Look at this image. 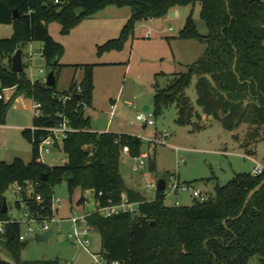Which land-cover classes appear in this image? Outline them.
I'll return each mask as SVG.
<instances>
[{
  "label": "trees",
  "instance_id": "obj_1",
  "mask_svg": "<svg viewBox=\"0 0 264 264\" xmlns=\"http://www.w3.org/2000/svg\"><path fill=\"white\" fill-rule=\"evenodd\" d=\"M57 1V2H56ZM199 6L200 20L206 34H201L192 13L186 18L177 40L195 41L205 45L203 55L187 66L184 73L173 75L165 89L154 95V115L174 105L176 124L191 125V106L185 91L196 77L195 105L202 113L220 123L227 132L243 125L253 128L249 143L264 140V4L258 0H0V25L13 27L9 39H0V93L14 88L11 99L0 100V126L5 125L9 109L16 98L39 103L43 117L34 118L31 129L22 131L32 145V161L25 164L16 159L11 164L0 163V206L10 186L21 187L20 209L25 204L31 217L48 220L52 217L53 188L62 183L66 173L69 194L80 188L92 191L104 205L117 204L122 194L139 203V217L123 214L104 219L92 214L87 221L102 242L101 254L107 261L119 264H248L258 257L264 264V185L243 207L249 193L264 180V174H238L225 185L217 184L213 195L191 206L167 207L164 193L146 198L125 184L120 174L122 148H129V157L142 153L143 142L138 137L95 134L90 132L85 110L92 106L95 65H75L83 71L80 83L73 80L67 91L59 93L40 82L30 83L25 72H11V58L29 43H42V57L52 69L60 67L62 45L50 36L48 24L57 22L61 34L67 35L83 20L107 7L130 8L131 15L117 39L99 47V55L111 50L121 51L133 36L135 27L143 21L160 20L177 7ZM17 16V17H16ZM58 60L54 66V61ZM80 87V92L76 89ZM71 96L70 101H63ZM59 114H64L75 132L68 135L59 149L66 155L63 166L44 165L37 151L38 142L47 136L46 128L54 126ZM195 130H201L196 127ZM34 139V142H33ZM264 165V161H263ZM149 171L155 173L154 160ZM47 181L42 182V177ZM173 175L169 176L172 177ZM164 179V178H163ZM166 181V179H164ZM36 195L41 201L35 200ZM84 202L82 197L78 205ZM1 209V208H0ZM241 217L239 215L242 213ZM0 220L11 221L0 210ZM15 239L6 242L14 264H60L58 261L20 262L24 247L19 241V223H12Z\"/></svg>",
  "mask_w": 264,
  "mask_h": 264
},
{
  "label": "rangeland",
  "instance_id": "obj_2",
  "mask_svg": "<svg viewBox=\"0 0 264 264\" xmlns=\"http://www.w3.org/2000/svg\"><path fill=\"white\" fill-rule=\"evenodd\" d=\"M258 1L264 4V0ZM199 12V6L193 11L191 7H177L171 9L163 19L140 22L123 50L106 51L100 55L98 53L100 46L119 37L131 15L130 8L107 7L83 20L67 35L61 34V27L57 22H51L47 26L49 34L63 47L60 67L56 69L48 66L41 57L42 43H29L22 49L24 72L28 77L41 82L51 70H54L57 77L56 90L59 93L69 88L74 76L77 80L82 76L81 69L78 71L73 67L74 65L120 63L95 68L94 105L96 109L108 111L115 101L117 102L118 108L114 111L115 124L122 122L127 129L139 134L138 137L142 138L143 142L142 153H149L150 161L154 156L157 171L151 173L147 169L145 174L132 173L131 167L135 161L123 154L120 174L129 188L138 181L137 176H141L139 183L140 188L143 189L146 179L159 181L164 178L168 183L167 174H173L181 185L188 184L204 195H213L216 184L222 186L238 174H251L255 167V164L247 159L243 149L238 147V144L246 141L253 128L241 127L236 135L241 142H236L232 139L233 133L225 131L220 123H214L215 120L204 116L202 110L195 105L196 77L185 91L192 109L190 121L194 127L201 126L207 128L206 130L191 133V128L177 125L178 114L174 105L163 108L159 114L154 115V95L157 87L167 88L173 80L172 74L186 72L187 66L196 62L204 53V44L191 41L182 48L180 42L176 40L186 18L191 13L200 33H207ZM148 33L151 35L150 38H147ZM12 35V26L0 25V39H9ZM30 52L33 53L32 57L29 55ZM3 63L7 66L8 59L2 60ZM127 66L130 67L129 72L125 70ZM40 70H43V74H39ZM161 72L166 75L157 76ZM121 93L123 95L120 98ZM29 104L30 102L23 97L21 101L14 102L7 113L5 125L0 126V163L11 164L16 159H20L25 164L32 161V145L23 138L22 131L17 129L19 126L25 129L32 127V111L26 108ZM145 107L150 108L147 116L152 115L154 127H144L136 121V116L144 113ZM91 111L93 110L86 109L85 116L89 117ZM99 117L98 122L92 121L91 118L92 129L96 125L106 123L107 118L105 119L103 114ZM164 131L169 134L167 145L159 143L152 146L145 141L154 140L155 133ZM262 131L264 134V128ZM222 152H226V155ZM263 158L264 142L258 145L254 159L262 162ZM41 160L46 166L57 167L62 166L67 159L63 151L50 148L49 154L41 155ZM14 189V186H10L4 193V198L8 208L7 217L20 223L19 234L26 238L20 253V262L58 261L60 264H92L91 256L74 246L68 239L70 231L68 220L94 211L95 200L91 194L85 195L89 205L81 206L78 205L81 198L80 188L74 189L70 197L66 183L56 184L53 188L54 199L59 200L60 204H54V220L59 221L60 228L57 224L50 223V240L38 243L34 235L27 236L30 228L37 230V225L26 223L27 207L22 205L19 209L16 206L21 197L20 194L14 193ZM146 194L149 199H154V192ZM176 199L181 207L191 206L194 203L190 193H179L167 197L164 204L167 207H174ZM89 240L91 253L101 254L100 234L90 233ZM6 242L5 238H0V259L14 263L9 256ZM248 264H260V259L254 257Z\"/></svg>",
  "mask_w": 264,
  "mask_h": 264
},
{
  "label": "built area",
  "instance_id": "obj_3",
  "mask_svg": "<svg viewBox=\"0 0 264 264\" xmlns=\"http://www.w3.org/2000/svg\"><path fill=\"white\" fill-rule=\"evenodd\" d=\"M57 2V1H56ZM30 57H32L33 53H29ZM42 56V53H41ZM39 74H43V70L39 71ZM30 83L34 85L36 82L31 78H28ZM46 78L43 79L40 83L45 85ZM15 89H3L0 93V100H3L5 102L9 101L11 99V96L13 95ZM77 93L80 92V87H77L76 89ZM71 96H67L63 98V101H70ZM32 116L34 118H41L43 117L42 108L39 103L33 102V108H32ZM151 116H147V113L138 114L136 116V120L144 127H154L155 122L151 119ZM32 132L36 131L37 129L32 127ZM47 132V136L45 138H42L38 144H37V151L41 159L42 154H49L50 148L59 149L62 142L67 139L68 135L75 132V130L70 126V122L68 118L64 114H59L57 123L49 128L44 129ZM169 137L167 132H162L160 134V139L155 138L154 140H145L148 144L155 146L156 144H166V139ZM142 140V138H140ZM34 142V139H33ZM122 155L129 156V148L123 147L122 148ZM135 161V164L131 167L132 173L135 174H145L146 170L149 168L150 164V155L149 153H141L139 157L132 158ZM148 166V167H147ZM264 174V165L261 163H255V167L252 170L251 177L257 178ZM146 177V176H143ZM158 181H152L147 180L145 181V185L143 186V192H154L156 193L158 191L157 189ZM14 193L21 194L22 189L21 187L14 185ZM91 192V191H90ZM89 193V191H88ZM164 193V201L167 197H171L172 195H178L179 193H190L192 198L200 203H204L208 200V195L202 194L200 191L194 189L192 186L188 184L181 185L178 182V178L176 176H172L169 179V182L166 181L165 190ZM94 197V211L92 213H86L82 216H75L68 220V223L70 224V231L68 234V239L70 242L76 246L77 248L85 251L91 256L92 264H119L118 262L113 261H107L102 254H93L90 251L91 242L89 240V235L92 232H95L94 228L91 227L87 221V218L92 214H98L104 219H109L115 216L123 215V214H130L136 217H139L138 213V206L139 203L131 202L127 196V194H122L120 202L115 204L112 201H108L105 205L95 197ZM35 200L37 202L41 201V196L36 195ZM54 204H60L59 200H55L54 196L52 199V217L48 220H37L34 217L30 216V213L27 210V224L28 225H37V230L34 231L33 229H29L27 236H37V235H44L47 232H50L49 224H57V227L59 226V221L54 220ZM22 205L25 204H21ZM88 199L85 197L83 206H88ZM26 206V205H25ZM174 207H181L179 201L176 199ZM16 221H2L0 220V238L6 239V231L5 226L7 223L12 224ZM18 223V222H16ZM20 224V223H19ZM7 240V239H6ZM19 241L25 242L26 238L24 236L19 235Z\"/></svg>",
  "mask_w": 264,
  "mask_h": 264
},
{
  "label": "crops",
  "instance_id": "obj_4",
  "mask_svg": "<svg viewBox=\"0 0 264 264\" xmlns=\"http://www.w3.org/2000/svg\"><path fill=\"white\" fill-rule=\"evenodd\" d=\"M150 34L148 33V35H147V38H150ZM133 37V36H132ZM131 37V38H132ZM130 38V39H131ZM177 40V39H176ZM179 41V40H178ZM180 42V46L183 48L184 46H186V44H189L188 42H191V41H186V42H181V41H179ZM179 44V43H178ZM131 45H132V40H131ZM43 49V48H42ZM41 53H42V50H41ZM133 56H134V52H133ZM42 57V56H41ZM43 58V57H42ZM115 64H120V63H110V64H98V63H96V64H92V65H95V68L96 67H99V66H107V65H115ZM127 64H128V62H127ZM65 66H67V65H65ZM75 66V65H74ZM69 67H72V66H69ZM94 68V74H93V82H94V91H93V102H92V106L90 107V108H88L89 110L91 109V110H93V111H91L90 112V116L89 117H87L88 119H89V126H90V132H92V133H95V134H105V133H111V134H115V135H129V136H132V137H138L139 136V134L138 133H135V132H133L131 129L129 130V129H127L126 128V126H125V124L124 123H122V122H120V123H116L115 124V122H114V118H115V114H114V111L115 110H117V108H118V106H117V102L115 101V104L113 105V106H111L110 107V110H106V111H102V110H100V109H96V105H94V102H95V90H96V69ZM129 69H130V67L129 66H127L126 67V72H129ZM80 70V69H79ZM78 70V71H79ZM81 72H82V76L77 80L76 79V76H74V78H73V80H75V82L76 83H80L81 82V80H82V78H83V71L81 70ZM26 74V73H25ZM159 75H166V74H164L163 72H161V73H158L157 74V76H159ZM172 75H175V74H172ZM26 76H27V78H29L28 77V75L26 74ZM72 80V81H73ZM159 88L157 87V90H158ZM68 90V89H67ZM66 90V91H67ZM123 95V93H121V94H119V97L121 98V96ZM23 96H20V97H18V98H16V100L14 101V102H16V101H21V98H22ZM118 97V98H119ZM24 98V97H23ZM24 99H26V98H24ZM27 101H29L30 102V104L29 105H26V108L27 109H29V110H31L32 111V108H33V101L32 100H29V99H26ZM111 102H114V101H112V100H110ZM14 104V103H13ZM146 108V107H145ZM111 109H112V111H111ZM149 112H150V108H149ZM32 113V112H31ZM103 114V117L106 119L107 118V121H106V123H102L101 125H96V126H94V128L92 129V127H91V118H92V121L94 120V122H98L99 121V119H100V115H102ZM149 116H151L152 117V115L151 114H149ZM204 116H206V115H204ZM208 119H211L212 120V117H208V116H206ZM137 121V120H136ZM32 122H33V116H32ZM138 122V121H137ZM216 121H214V123H215ZM139 123V122H138ZM213 123V124H214ZM243 126H247V125H243ZM243 126H241V127H243ZM185 127H189V128H191V133H195V132H201V131H203V130H206L207 128H204V127H201V126H198V127H200L201 128V130H195V128L196 127H194L193 125H192V123H191V125H189V126H185ZM240 127V128H241ZM32 128V127H31ZM30 128V129H31ZM239 128V129H240ZM18 130H20V131H23V130H25V128H23V127H21V126H19L18 128H17ZM27 129V128H26ZM239 129H237L236 131H233V132H230V133H233L232 134V139L234 140V141H236V142H241V140L238 138V137H236V135H237V133L239 132ZM162 132H159V133H155L154 134V139L155 138H158V139H160L159 138V135L161 134ZM250 134V133H249ZM249 134H248V136H247V138L245 139L246 141L245 142H241V144H238V147H240L239 149H243V151H244V153H245V155H246V157H247V159H250L254 164L255 163H261V164H263V161H264V158H263V161L262 162H257L255 159H254V157L256 156V153H257V148H258V145L260 144V143H262V142H264V140H261V141H254V140H252L250 143H249V145L247 144L248 142V137H249ZM169 135V134H168ZM261 137H264V134H263V131H261ZM139 138V137H138ZM169 138V137H168ZM167 138V139H168ZM167 139H166V141H167ZM173 149H175V150H179L178 148H176V147H172ZM60 150V149H59ZM222 154L223 155H226V152H222ZM127 156V155H126ZM129 157V156H128ZM152 160H154V162H155V159H154V156H153V159ZM42 161V160H41ZM66 162H67V160H66ZM66 162H64V164L63 165H65L66 164ZM43 163V162H42ZM62 165V166H63ZM48 167H50V166H48ZM156 167V166H155ZM254 169V168H253ZM148 170H149V168H148ZM157 171H155V173H156ZM167 175H169V176H171V175H173V174H167ZM137 180L138 181H135V184L132 186V187H130L131 189H133V190H135V191H138V192H140V193H142L146 198H148V196H147V194L145 193V192H143V189L142 188H140V183H139V180L141 179V176H137ZM217 185V184H216ZM215 189V188H214ZM88 193V191H86V192H82L81 191V198L82 197H84L85 198V195ZM89 194H91L92 196H93V192L91 191L90 192V190H89ZM155 195H156V193H155ZM80 198V199H81ZM154 198H155V196H154ZM149 199V198H148ZM81 206H83V203L81 204ZM14 264V263H13Z\"/></svg>",
  "mask_w": 264,
  "mask_h": 264
},
{
  "label": "water",
  "instance_id": "obj_5",
  "mask_svg": "<svg viewBox=\"0 0 264 264\" xmlns=\"http://www.w3.org/2000/svg\"><path fill=\"white\" fill-rule=\"evenodd\" d=\"M17 17V16H16ZM58 60L54 61L53 65L55 66L57 64ZM2 64V60L0 59V65ZM11 72L13 74H21L24 72V64H23V59H22V50L19 49L16 51L15 55L12 56L11 58ZM45 86L49 89H54L56 88L57 86V77H56V74H55V71L54 70H51L47 77H46V82H45ZM144 113H148L149 112V108L146 107L144 108ZM72 179L71 177V174L70 173H66L64 175V177L62 178V182L63 183H68L70 182ZM47 181V176H44L42 177V182H46ZM264 185V180L260 183V185H258L254 190H252L249 195H248V198L245 202V205L243 207V211L245 210L247 204L249 203V201L252 199V197L254 196V194L256 192H258L262 186ZM165 186H166V181L164 179H160L158 181V186H157V189H158V192H163L165 190ZM0 210H1V213L2 214H5L7 215L8 213V208H7V204H6V200L5 198L1 201V206H0ZM243 211L242 213L239 215V217L242 216L243 214ZM5 231H6V239L8 242H12L14 241L15 239V233L12 229V226L11 224L7 223L6 226H5ZM51 238V232H47L46 234L44 235H37L35 237V241L36 242H47L49 241ZM0 264H13L9 261H6V260H3V259H0Z\"/></svg>",
  "mask_w": 264,
  "mask_h": 264
}]
</instances>
